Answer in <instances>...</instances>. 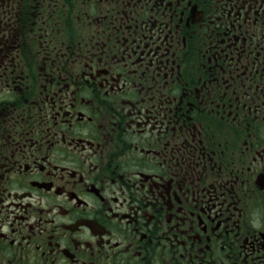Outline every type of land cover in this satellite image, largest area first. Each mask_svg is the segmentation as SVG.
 I'll list each match as a JSON object with an SVG mask.
<instances>
[{
    "label": "flooded vegetation",
    "instance_id": "flooded-vegetation-1",
    "mask_svg": "<svg viewBox=\"0 0 264 264\" xmlns=\"http://www.w3.org/2000/svg\"><path fill=\"white\" fill-rule=\"evenodd\" d=\"M0 264H264V0H0Z\"/></svg>",
    "mask_w": 264,
    "mask_h": 264
}]
</instances>
